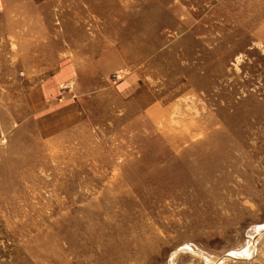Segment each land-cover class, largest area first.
Wrapping results in <instances>:
<instances>
[{
  "label": "rangeland",
  "instance_id": "374dc122",
  "mask_svg": "<svg viewBox=\"0 0 264 264\" xmlns=\"http://www.w3.org/2000/svg\"><path fill=\"white\" fill-rule=\"evenodd\" d=\"M1 1L0 264H264V0Z\"/></svg>",
  "mask_w": 264,
  "mask_h": 264
},
{
  "label": "crops",
  "instance_id": "0c3cea01",
  "mask_svg": "<svg viewBox=\"0 0 264 264\" xmlns=\"http://www.w3.org/2000/svg\"><path fill=\"white\" fill-rule=\"evenodd\" d=\"M8 1H10V0H8ZM13 2H15V8L17 9V7H19V0H12ZM26 2L27 3H25L24 4V6H25V9L27 10V11H36L35 10V7L29 2V0H26ZM14 6H12V7H14ZM93 6H97V7H101L100 6V1L96 4V3H94L93 2ZM1 7H2V1L0 0V10H1ZM108 7H111L110 5H109V3H108ZM113 9V8H112ZM25 10V11H26ZM18 10H16V12H17ZM98 11H99V9H98ZM101 11V10H100ZM108 12H111V9L109 10H107ZM0 12H2V11H0ZM111 21V20H110ZM111 22H113V21H111ZM106 43V42H105Z\"/></svg>",
  "mask_w": 264,
  "mask_h": 264
}]
</instances>
